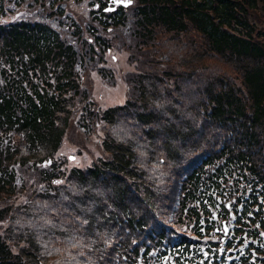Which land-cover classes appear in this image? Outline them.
I'll list each match as a JSON object with an SVG mask.
<instances>
[{"label":"trees","instance_id":"trees-1","mask_svg":"<svg viewBox=\"0 0 264 264\" xmlns=\"http://www.w3.org/2000/svg\"><path fill=\"white\" fill-rule=\"evenodd\" d=\"M75 1L0 0V264H264V0ZM109 27L143 53L102 108L82 70ZM96 122L90 163L56 156Z\"/></svg>","mask_w":264,"mask_h":264},{"label":"rangeland","instance_id":"rangeland-1","mask_svg":"<svg viewBox=\"0 0 264 264\" xmlns=\"http://www.w3.org/2000/svg\"><path fill=\"white\" fill-rule=\"evenodd\" d=\"M136 1L137 0H132L129 5L125 6L127 7L125 8V10L132 12V7L136 5ZM26 5L27 4H25L24 7H21L17 11V16H20L22 14H33L35 9L31 6L28 7ZM69 7H71L72 10H76L77 12H79L82 16H84V18H87L90 15L89 12L91 11L93 5L89 0H81L78 2L75 1L71 5L69 2ZM14 15L15 13L8 15L6 18H12ZM109 30V35L116 36V42H114V46L106 52V56L104 59H98V64L94 63L90 65L87 70H82L83 83L88 86L91 96H93V98L97 100V104L102 108L111 104L122 103L126 99L129 90V82L125 78V74L130 72L131 70L134 71L139 67L140 63L139 62L137 66V63L133 58H131V54L139 55L143 53V51H141L140 49H136L138 48L137 46L136 48L129 46L131 38L127 35L126 28L109 27ZM149 55L148 51L144 50L143 57H148ZM78 106H80V104ZM78 112L75 113L76 116L79 115ZM75 127L76 130H83V127L78 123ZM93 127L94 128L90 131V134L85 137L83 136L84 138L81 136V133H76V130L71 129L68 134V137H71V139H68V141H64L60 149L56 152V156L60 159H63L68 166L75 164L86 165L90 163L93 157L99 155L101 151V146L98 144L100 141V135L102 134L101 123L96 122ZM45 163L47 162L45 161L43 164ZM23 169L24 168H20L18 171L19 190L11 197H8L5 203L10 202L13 204H18L20 202H23L33 191L35 185L38 184V182L34 179V176L32 177L31 172L25 171ZM30 182V189L25 193L21 190V185L25 186L27 190L29 188ZM3 200L4 199H0V206L1 203H4ZM228 203L230 204V202ZM217 208L219 210V207L216 206L214 212L217 211ZM218 220L219 224H221L222 220L226 221L227 219L221 220V218L218 217ZM228 223V231L230 232V227H232L233 224L232 218L229 219ZM225 224H227V221ZM4 225H6L5 221L0 222V227H3ZM262 233H264V231ZM236 239H238V237ZM234 242L235 245L238 244L235 240ZM246 242L247 239H244V243H239L238 245L244 246ZM185 264L198 263H190V261H188Z\"/></svg>","mask_w":264,"mask_h":264},{"label":"water","instance_id":"water-1","mask_svg":"<svg viewBox=\"0 0 264 264\" xmlns=\"http://www.w3.org/2000/svg\"><path fill=\"white\" fill-rule=\"evenodd\" d=\"M132 2V0H115V3H122L124 5H128ZM107 9L115 8V5L106 7ZM227 229V228H225Z\"/></svg>","mask_w":264,"mask_h":264},{"label":"flooded vegetation","instance_id":"flooded-vegetation-1","mask_svg":"<svg viewBox=\"0 0 264 264\" xmlns=\"http://www.w3.org/2000/svg\"><path fill=\"white\" fill-rule=\"evenodd\" d=\"M113 4H115L113 0L107 1V5H113ZM119 6L120 4H116V7L114 9L118 8Z\"/></svg>","mask_w":264,"mask_h":264}]
</instances>
